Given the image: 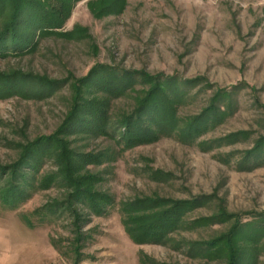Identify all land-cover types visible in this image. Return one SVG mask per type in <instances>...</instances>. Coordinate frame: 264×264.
Masks as SVG:
<instances>
[{
    "label": "rangeland",
    "instance_id": "1",
    "mask_svg": "<svg viewBox=\"0 0 264 264\" xmlns=\"http://www.w3.org/2000/svg\"><path fill=\"white\" fill-rule=\"evenodd\" d=\"M64 5L70 37L28 13L0 55V196L16 201L0 197V264H227L206 245L236 227L241 264H264V0ZM157 82L169 123L118 141L115 119ZM78 103L107 105L109 135L86 113L69 123ZM167 215L147 241L121 224Z\"/></svg>",
    "mask_w": 264,
    "mask_h": 264
},
{
    "label": "trees",
    "instance_id": "2",
    "mask_svg": "<svg viewBox=\"0 0 264 264\" xmlns=\"http://www.w3.org/2000/svg\"><path fill=\"white\" fill-rule=\"evenodd\" d=\"M66 1L67 0H0V55L5 53L8 46L17 43V34L19 28L23 25L21 19H23L25 14H32V20L27 21L31 22L30 24L36 27L37 31L45 34L51 33L58 35L59 31L57 30L60 29L66 18V12L63 10L65 8L64 2ZM71 34L72 33H61L59 35H62L63 37H70ZM155 85L156 86H154V88L160 92H156V94H152L150 92L149 94H145L144 96L137 98L136 105L131 114L119 116L117 119H115V126L113 128H118L121 130L118 132L120 135V139L118 141L131 145L141 143L142 140H140L139 137L142 136V132H144V135L148 136L152 133L151 127H141L143 118L148 116L151 117L150 122L155 126L153 129H155L158 134L162 133V130L165 128L164 126L169 123L167 113L172 110L174 101L162 95L163 92L161 91L163 90L160 88V82H157ZM122 86L124 85L122 84ZM79 112L86 113V115L89 114V119L92 123H94V125H96L95 127H101L100 130L103 131L105 135H109L108 130H104V127L106 129L110 123L106 104L101 105V103H96L92 105L89 104L87 106L79 103L76 104L72 109L69 123L73 124L74 121L79 119L77 116ZM71 164L68 161L63 167L70 169L72 168ZM74 169H76V166ZM69 171L70 170H67V172ZM65 175L67 176V182L71 183L74 189L81 191L83 196H91L90 198L93 199V195L90 194L88 190L85 191L80 190V187L78 188V183L75 182V174L71 175L66 173ZM86 179L88 181L91 180L90 178ZM0 197H2L1 204L7 207L12 206L16 202L13 198V192L11 191L2 194ZM100 200L102 202L105 201L106 203H109V198L107 197ZM28 219H25L24 221L29 227H31L32 224ZM174 219L175 218H173V215H171V217L167 215V217L164 218L160 217V219L155 223L144 225L145 223H143L141 220L135 221V219L123 217L121 224L125 233L133 242L136 241L135 239L137 238L134 233H138L140 231L139 229L145 226L143 235L139 241H147L150 238L158 237L160 234H162V230L166 229V225L169 223L166 221H171L172 225ZM135 223L139 224L138 226L140 228L138 230L134 228L133 224ZM240 232L241 230H238V227H236L233 231H230L229 234L224 236L219 242L217 240L211 241L208 245H206V249L208 251L206 254L223 256L224 258L228 259L227 264H241L246 257V252L243 249H237L234 247V243L237 241V236H242L239 234Z\"/></svg>",
    "mask_w": 264,
    "mask_h": 264
}]
</instances>
